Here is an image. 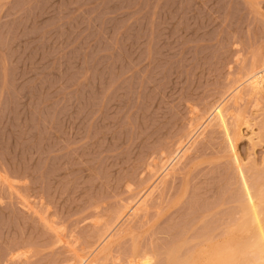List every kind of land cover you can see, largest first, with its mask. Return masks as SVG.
I'll list each match as a JSON object with an SVG mask.
<instances>
[{
    "label": "rangeland",
    "instance_id": "rangeland-1",
    "mask_svg": "<svg viewBox=\"0 0 264 264\" xmlns=\"http://www.w3.org/2000/svg\"><path fill=\"white\" fill-rule=\"evenodd\" d=\"M262 79L264 0H0V264H264Z\"/></svg>",
    "mask_w": 264,
    "mask_h": 264
},
{
    "label": "bare ground",
    "instance_id": "bare-ground-1",
    "mask_svg": "<svg viewBox=\"0 0 264 264\" xmlns=\"http://www.w3.org/2000/svg\"><path fill=\"white\" fill-rule=\"evenodd\" d=\"M263 75V74H262ZM262 77V76H261ZM263 78V77H262ZM255 80V79H254ZM263 80V79H262ZM256 81V80H255ZM264 81V80H263ZM257 83H259L260 84V82H262V81H260V77H258V79H257V81H256ZM223 106V105H222ZM214 116H216L219 120H220V122H222L223 124H225V117H224V111H223V108L222 107H218L216 110H215V115ZM184 148V147H183ZM240 175H241V173H240ZM245 181V180H244ZM244 186H246L245 188H246V192H247V197H251V196H248V193H249V191H250V188L247 186V184L246 185H244ZM261 193V192H260ZM249 195H251L250 193H249ZM260 195V194H259ZM255 196V195H254ZM258 199H259V197H258ZM251 201H250V204H251V207H252V213H250L249 212V215L251 214V218H253V217H255V219L256 220H258V214H257V210H256V208H257V205H255L256 203L255 202H253L254 200L253 199H250ZM260 201V200H259ZM262 202V201H261ZM250 210H251V208H249ZM245 212V211H244ZM244 216V215H243ZM242 216V217H243ZM253 216V217H252ZM260 220V219H259ZM259 220H258V222H259ZM255 221V220H254ZM255 222H257V221H255ZM234 227H236V226H234ZM259 227H261V224L259 223ZM233 228V227H232ZM242 228V227H241ZM235 229V228H234ZM232 230L233 232H235V233H233V237L235 238V239H233V240H235L236 242L235 243H238L237 242V239H239V227L237 228V230ZM261 229H263V227H261ZM257 230V229H256ZM252 231V230H251ZM251 231H250V233H251ZM253 232V231H252ZM259 232V231H258ZM260 232H261V235H260V238H261V240L259 239L258 240V242H257V244H258V246L260 247V249H259V251H258V249H257V253L258 252H260V253H263L264 252V231H262V230H260ZM259 232V233H260ZM110 235V234H109ZM230 236V235H229ZM232 236V235H231ZM230 236V237H231ZM230 237H228V238H230ZM232 237V238H233ZM223 242V241H222ZM214 244V243H213ZM256 244V243H255ZM224 245V244H223ZM249 245H251V244H249ZM257 246V247H258ZM214 247L216 248L217 247V250H219L218 248H220V251H219V253H217L216 251H214ZM231 247V246H230ZM230 247H228V248H230ZM256 247V248H257ZM258 247V248H259ZM212 247H210V249H211ZM233 247H231V249H232ZM212 249H213V251H212ZM211 250H209L208 251V249L207 250H202L201 252H200V250L198 251L199 253H200V255H202V259H203V261H202V263L201 264H207V261L209 260H211L212 259V257H213V259L215 258V260L217 259V260H219L218 262H219V264H221L223 261L222 260H220L222 257H226V255H224V253H226V251L223 253V249L224 248H222V243H217L215 246H213V248H212ZM233 250V249H232ZM255 251V250H254ZM210 252L213 254V256L211 257L210 256ZM256 252V251H255ZM254 252V253H255ZM217 253V254H216ZM233 253V252H232ZM219 254V255H218ZM200 255H198V253L196 254V256L193 258L194 259V262L196 263V264H200L199 262L201 261V260H199V257H201ZM147 256V257H146ZM145 257H143L144 259L143 260H141V264H150L151 263V261H152V258L151 257H148V255H146ZM205 257V258H204ZM217 257V258H216ZM87 258V257H86ZM85 259V258H84ZM213 259L211 260V261H213ZM226 259V258H225ZM216 260V261H217ZM220 261H222V262H220ZM153 262V261H152ZM92 263V262H91ZM90 263V264H91ZM131 263V262H130ZM135 263V262H134ZM133 263V264H134ZM139 263V262H138ZM191 263L193 264V261H191ZM194 263V264H195ZM224 263V262H223ZM132 264V263H131ZM213 264H218L217 262H214Z\"/></svg>",
    "mask_w": 264,
    "mask_h": 264
}]
</instances>
